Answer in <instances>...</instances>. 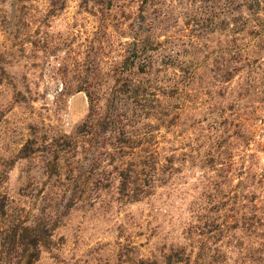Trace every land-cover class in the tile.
<instances>
[{
  "label": "rangeland",
  "instance_id": "1",
  "mask_svg": "<svg viewBox=\"0 0 264 264\" xmlns=\"http://www.w3.org/2000/svg\"><path fill=\"white\" fill-rule=\"evenodd\" d=\"M0 264H264V0H0Z\"/></svg>",
  "mask_w": 264,
  "mask_h": 264
}]
</instances>
